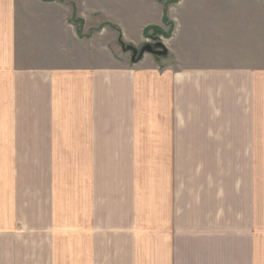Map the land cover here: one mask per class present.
Wrapping results in <instances>:
<instances>
[{
  "label": "crops",
  "instance_id": "0c3cea01",
  "mask_svg": "<svg viewBox=\"0 0 264 264\" xmlns=\"http://www.w3.org/2000/svg\"><path fill=\"white\" fill-rule=\"evenodd\" d=\"M178 5L135 58L161 0H0V264H203V0Z\"/></svg>",
  "mask_w": 264,
  "mask_h": 264
},
{
  "label": "rangeland",
  "instance_id": "374dc122",
  "mask_svg": "<svg viewBox=\"0 0 264 264\" xmlns=\"http://www.w3.org/2000/svg\"><path fill=\"white\" fill-rule=\"evenodd\" d=\"M256 1L203 0V49H196L203 50L208 77L197 89L203 129L197 121L192 127L203 137V264H264V76L252 72L264 69V17ZM161 3L165 30L147 27L140 44L120 36L122 52L137 58L146 45L166 43L177 30L179 0ZM153 11L145 9L143 23L156 19ZM253 75L255 89H243Z\"/></svg>",
  "mask_w": 264,
  "mask_h": 264
},
{
  "label": "water",
  "instance_id": "95a60500",
  "mask_svg": "<svg viewBox=\"0 0 264 264\" xmlns=\"http://www.w3.org/2000/svg\"><path fill=\"white\" fill-rule=\"evenodd\" d=\"M149 52V53H153L156 54L158 56H163L166 55L168 50L165 46V44L162 41H157L155 43V46L152 45H146L145 48L143 49V52Z\"/></svg>",
  "mask_w": 264,
  "mask_h": 264
},
{
  "label": "bare ground",
  "instance_id": "6f19581e",
  "mask_svg": "<svg viewBox=\"0 0 264 264\" xmlns=\"http://www.w3.org/2000/svg\"><path fill=\"white\" fill-rule=\"evenodd\" d=\"M167 48V47H166ZM168 50V49H167Z\"/></svg>",
  "mask_w": 264,
  "mask_h": 264
}]
</instances>
